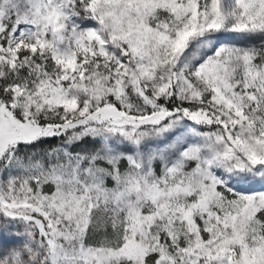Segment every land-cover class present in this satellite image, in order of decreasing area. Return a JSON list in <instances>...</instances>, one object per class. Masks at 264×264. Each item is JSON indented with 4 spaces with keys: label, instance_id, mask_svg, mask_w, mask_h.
<instances>
[{
    "label": "snow or ice",
    "instance_id": "6c2138e0",
    "mask_svg": "<svg viewBox=\"0 0 264 264\" xmlns=\"http://www.w3.org/2000/svg\"><path fill=\"white\" fill-rule=\"evenodd\" d=\"M0 264H264V0H0Z\"/></svg>",
    "mask_w": 264,
    "mask_h": 264
}]
</instances>
